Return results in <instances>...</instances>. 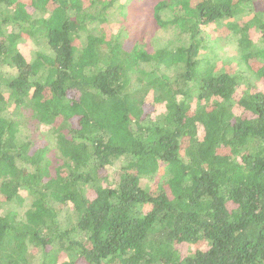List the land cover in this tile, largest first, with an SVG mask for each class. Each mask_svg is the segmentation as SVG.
Returning <instances> with one entry per match:
<instances>
[{"label": "trees", "instance_id": "16d2710c", "mask_svg": "<svg viewBox=\"0 0 264 264\" xmlns=\"http://www.w3.org/2000/svg\"><path fill=\"white\" fill-rule=\"evenodd\" d=\"M121 1L0 0V68L14 70H0V198L29 201L0 214V264H264V89L251 88L264 0H159L155 23L185 38L151 51L101 31ZM218 22L243 73L202 54ZM29 37L43 51L32 60ZM10 107L55 132V165Z\"/></svg>", "mask_w": 264, "mask_h": 264}, {"label": "rangeland", "instance_id": "374dc122", "mask_svg": "<svg viewBox=\"0 0 264 264\" xmlns=\"http://www.w3.org/2000/svg\"><path fill=\"white\" fill-rule=\"evenodd\" d=\"M159 0H122L121 6L115 5L112 12L108 17L101 31L119 33L121 39L124 40V44L137 43L141 46L147 47V50H153V48H162L164 46H175L184 40L185 37H178V33L175 30H165L160 28L153 19V7ZM255 6L262 7L261 0L255 1ZM247 13H242L231 19L233 23L237 22L239 25H243L247 20ZM224 22L213 23L202 30L203 39L205 41L206 48H202V54L206 57L212 58L215 62V68L220 71L240 72L245 71L246 65L243 61L238 59L237 55V35L231 30H228ZM254 41L259 45H263L261 40L258 38L257 33L253 35ZM153 46V47H152ZM19 48L23 51L28 60H32L38 52H43L40 46V42L35 37L23 38L19 42ZM45 54L49 56L52 54L50 50H46ZM143 70H149L150 67L142 66ZM2 71L13 72L12 68L3 66L0 68ZM171 77L175 74V70H165ZM144 77L142 74H140ZM135 80V75L132 76ZM140 82L143 81L140 77ZM263 88L264 80H256L255 84L251 88ZM13 108H9L8 116L18 118L25 123L21 125V136H27L32 141V149L47 145L49 150L47 158L50 160L52 165H55L58 156L56 147V135L55 132L46 125L37 124L29 119V113L24 109L20 110L21 113L13 111ZM122 160H118L114 165L107 168L108 179L111 183H115L117 180L118 169L122 164ZM159 174H154L150 177L144 178V181L148 185L155 184L158 182ZM1 196V195H0ZM29 201L26 200L21 205H16L13 201L5 202L0 198V214L4 213L10 208H14L21 215H23L22 209L26 207ZM65 213L70 208H61ZM66 212V213H67ZM181 249L183 253H191V246L182 244ZM33 253L35 258L40 257V250L34 249ZM65 253L61 252L59 258L65 260ZM76 264H83L80 260H76Z\"/></svg>", "mask_w": 264, "mask_h": 264}]
</instances>
